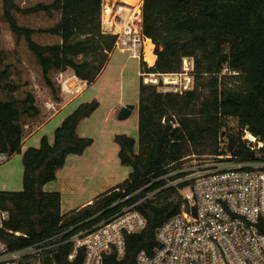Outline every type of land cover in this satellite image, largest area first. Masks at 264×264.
<instances>
[{
    "label": "trees",
    "instance_id": "obj_1",
    "mask_svg": "<svg viewBox=\"0 0 264 264\" xmlns=\"http://www.w3.org/2000/svg\"><path fill=\"white\" fill-rule=\"evenodd\" d=\"M1 1L3 20L16 42L24 40L53 100L60 99L52 73L70 69L78 79L92 83L102 72L115 41L114 36L101 33L102 0H52L31 7H20L15 0ZM40 12L59 17L52 26L36 29L19 25L15 17ZM140 12L141 32L161 57L155 67L145 68L143 63L142 73L177 74L182 59L190 58L192 87L165 91L161 82L154 85L140 79L137 139L125 134L113 137L120 164L130 168L127 177L90 204L65 214L60 212L59 192L45 191L43 186L56 179L67 156L80 155L93 144L77 128L99 102L78 103L54 129L51 142L43 135L37 147L21 150L27 119L36 117L39 110L30 92L24 97L15 95L10 64L0 54V152L20 154L22 166L21 190H0V212L6 213L0 223V241L9 251L48 246L23 264H81L82 248L69 259L70 237L93 230L122 209L123 197L151 183L127 201L156 191L136 207L146 226L138 233L125 234L122 257L112 250L102 262L134 264L140 251L152 252L155 231L183 203L179 189L184 184L164 187L166 181L157 179L180 168L187 157L220 154L223 134L237 141L232 159L264 162V0H142ZM35 33L58 40L39 43L33 39ZM224 66L238 74L221 75ZM244 133L251 134L254 143L241 139ZM258 143L262 144L259 148Z\"/></svg>",
    "mask_w": 264,
    "mask_h": 264
},
{
    "label": "built area",
    "instance_id": "obj_2",
    "mask_svg": "<svg viewBox=\"0 0 264 264\" xmlns=\"http://www.w3.org/2000/svg\"><path fill=\"white\" fill-rule=\"evenodd\" d=\"M140 8V0L128 4L126 14L119 20L113 13V5L102 0L101 33L115 37L113 50L128 51L132 58H138L141 53L146 67H155L146 61V46H152L151 54L156 55L159 62L161 57L141 32ZM192 70V59L183 58L181 72L162 75L163 83L172 92L189 90ZM224 74L237 75L238 72L224 66L221 75ZM180 77L182 83L179 84L177 79ZM144 80L158 84L156 77ZM76 81H59L60 91L79 94L82 87L80 81ZM242 138L248 140L244 135ZM226 146L227 138L222 136L220 154L197 160L193 156L187 157L180 168L157 179L166 181L164 187L184 184L179 189L183 203L180 210L155 231L156 247L152 252L140 251L134 264H264V162L234 160L231 153L226 152ZM261 146L258 143L257 148ZM249 150L253 151V148L249 147ZM8 159L9 155L0 152V166ZM150 184L123 197L120 200L124 203L122 209L93 230L71 236L69 241L73 243V250L69 259L81 248L84 251L81 264H102L103 256L112 250L117 257H122L125 234L138 233L146 226L144 215L136 207L153 198L156 191L133 202L127 201ZM0 214L2 219L6 217V213ZM47 248L37 244L9 251L0 241V264H23L29 256L39 255Z\"/></svg>",
    "mask_w": 264,
    "mask_h": 264
},
{
    "label": "rangeland",
    "instance_id": "obj_3",
    "mask_svg": "<svg viewBox=\"0 0 264 264\" xmlns=\"http://www.w3.org/2000/svg\"><path fill=\"white\" fill-rule=\"evenodd\" d=\"M51 1L15 0L20 7H31L38 3H50ZM105 1L113 5V13L121 20L122 16L126 14L125 8L128 7V4L121 0H119L120 2L118 0ZM2 5V1L0 0V54L4 56L5 62L10 64L11 81L17 86L15 95L24 97L25 92H30L35 97L36 106L39 110V114L36 117L27 119L24 140V138L45 122L50 113L53 112L52 110H48V104L50 101L53 102V99L42 81L41 72L33 56L27 50L24 40L16 42L15 36L10 32L3 20ZM15 17L19 25L36 29L52 26L59 16L58 14H54L50 17L40 12L26 16L15 14ZM33 39L44 44L58 40L57 37L41 33H35ZM143 63L145 64L141 53L138 55V58H132L130 52L114 49L112 57L109 58L107 65L101 72L102 74L80 96L78 103L94 99L99 102V108L95 114L87 118L88 122L85 123L88 124H84L83 126V130L86 129L89 132V137L93 140L94 144L90 146L88 152L83 154L84 156H76L80 160V169L78 171L66 170L65 173L69 176H61L57 178L56 182L50 183V187H52L51 191L61 190V210L64 214L84 199L97 197L127 177L130 168L120 164L117 157L118 147L113 137L125 134L137 139L139 81L141 79L143 83H150L144 79L156 77V82H161L162 89L169 91V86H165L163 83V76L142 73L144 71ZM145 68H147L146 65ZM58 74L52 73L51 77L54 85L59 89L60 80ZM177 81L179 84L182 83V78L180 77ZM126 104H132L134 108L127 118L120 120L118 119L119 110ZM63 114L61 113L54 121H51L46 129L42 128L40 131H37L31 141L22 144L21 149L29 146L37 147L38 139L43 135L51 142L53 139V126ZM234 124V121H230V125L233 126ZM243 135L247 137V134ZM255 146L257 147L258 144ZM86 158L90 160V165L85 163ZM194 159L197 160L198 158L194 157ZM21 173L20 154L9 156L8 161L0 166V190H21ZM2 217L0 214L1 219Z\"/></svg>",
    "mask_w": 264,
    "mask_h": 264
},
{
    "label": "crops",
    "instance_id": "obj_4",
    "mask_svg": "<svg viewBox=\"0 0 264 264\" xmlns=\"http://www.w3.org/2000/svg\"><path fill=\"white\" fill-rule=\"evenodd\" d=\"M122 1V0H121ZM118 2H120L119 0H118ZM124 2V1H123ZM142 2V0H140V3ZM152 44V43H151ZM112 54H113V51L111 52V54L109 55V58H111L112 57ZM109 60V59H108ZM107 63H108V61H107ZM107 63H106V65H107ZM105 65V66H106ZM105 68V67H104ZM104 68H103V70H104ZM102 70V71H103ZM71 74V75H70ZM102 73H100L98 76H97V78H99V76L101 75ZM58 77H59V80L60 81H68L67 83H73V82H77L76 80H78V81H80V83H81V87H82V89H81V92L79 93V94H69V93H66V92H64V91H60V89H59V101H55V100H53V102L52 101H50L49 102V104H48V110H52L53 112L52 113H50V116L46 119V121L45 122H43L39 127H37L29 136H27L26 138H24V140H23V143H28L29 141H31L33 138H34V136H35V133L37 132V131H40V129H42V128H45L46 129V127L48 126V124L51 122V121H54L55 119H56V117H58L61 113H64L62 116H61V118L59 119V121H57L55 124H54V126H53V131H54V129L60 124V122H61V120L63 119V117L66 115V114H68L77 104H78V100L80 99V96H82L83 94H84V92L86 91V90H88L89 89V87L88 86H90L92 83H86L85 81H83V80H80V79H78L77 77H75L74 75H73V72L70 70V69H67L66 71H64V72H60L59 74H58ZM74 78V79H73ZM99 108V107H98ZM98 108L91 114V116L93 115V114H95V112L98 110ZM66 113V114H65ZM91 116H89V117H91ZM89 117H87V118H89ZM87 118H85L84 120H82L80 123H79V125H78V128H77V132H78V134L80 135V136H84V137H89V132L85 129V130H83V126H84V124H88V123H85V122H88V119ZM87 119V120H86ZM97 119V118H96ZM27 127V126H26ZM39 139H40V137H39ZM39 139H38V143H39ZM22 143V144H23ZM38 143H37V145H38ZM94 144V143H93ZM30 147V146H29ZM89 148L90 147H88V148H86L84 151H83V153L82 154H80L79 156L78 155H69V156H67V158H66V161H65V164H64V166L60 169V170H58L57 171V173H56V179L54 180V181H52V182H56V180H57V178H59V177H61V176H69V175H67L65 172H66V170L67 171H69V170H71V171H78V169H80V166H79V164H80V160H78L77 159V157L76 156H78V157H81V156H84L83 154H85L86 152H88V150H89ZM26 149V148H25ZM21 150H24V149H21ZM21 156V155H20ZM85 163L87 164V165H90V160L88 159V158H86V160H85ZM64 168H66L65 170H64ZM50 183L51 182H49V183H47V184H45L44 186H43V190H45V191H51L52 190V187H50ZM57 192H59V194H60V212H61V214H64L63 212H62V207H61V202H62V195H61V190H58ZM94 198H91V197H89V198H87V199H84L83 201H81L79 204H77V206H75L74 208H70V210L69 211H71V210H74V209H77V208H80V207H82V206H85V205H87V204H90L91 202H92V200H93Z\"/></svg>",
    "mask_w": 264,
    "mask_h": 264
},
{
    "label": "water",
    "instance_id": "obj_5",
    "mask_svg": "<svg viewBox=\"0 0 264 264\" xmlns=\"http://www.w3.org/2000/svg\"><path fill=\"white\" fill-rule=\"evenodd\" d=\"M133 108L134 106L132 104H126L122 106L118 113V119L122 120V119L127 118ZM223 136L227 138L226 152L232 153L237 144V141L230 135L223 134ZM251 155L253 156V152H251Z\"/></svg>",
    "mask_w": 264,
    "mask_h": 264
},
{
    "label": "bare ground",
    "instance_id": "obj_6",
    "mask_svg": "<svg viewBox=\"0 0 264 264\" xmlns=\"http://www.w3.org/2000/svg\"><path fill=\"white\" fill-rule=\"evenodd\" d=\"M122 1H124V2L127 3V4H135V3H137L139 0H122ZM151 47H152V46L149 45V44L146 46V61H148L150 64L156 66L157 63L159 62V60H158V57H157L156 55H152V54H151V51H150V48H151ZM247 137H248V139H250V140H254V137H253L251 134H248V133H247Z\"/></svg>",
    "mask_w": 264,
    "mask_h": 264
},
{
    "label": "flooded vegetation",
    "instance_id": "obj_7",
    "mask_svg": "<svg viewBox=\"0 0 264 264\" xmlns=\"http://www.w3.org/2000/svg\"><path fill=\"white\" fill-rule=\"evenodd\" d=\"M241 139H243L242 136H241ZM253 155H254V153H253Z\"/></svg>",
    "mask_w": 264,
    "mask_h": 264
}]
</instances>
